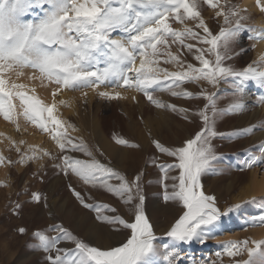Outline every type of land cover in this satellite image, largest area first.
<instances>
[{"label": "snow or ice", "instance_id": "snow-or-ice-1", "mask_svg": "<svg viewBox=\"0 0 264 264\" xmlns=\"http://www.w3.org/2000/svg\"><path fill=\"white\" fill-rule=\"evenodd\" d=\"M255 8L264 14V0H255ZM206 9L212 10L208 20L214 21L218 30L206 22ZM173 23L181 27L175 28ZM245 33L253 49L264 43V24L256 27L248 8L233 0H0V117L16 125L17 131L18 119L23 117L49 134L60 153L59 163H53V168L110 193L129 213L125 218L117 207L88 203L69 185L79 204L95 213L91 223L84 222L87 231L120 233L123 229L130 233L118 245L101 248L62 224H51L32 233L33 250L46 254L45 264H209L187 256L181 245H203L216 239L223 232L225 220L234 216L240 217L242 230L264 228V194L221 208L217 197L207 193L202 183L205 176L223 174L218 167L222 158L215 150V139L231 141L264 131V119L230 133L217 130L218 122L225 117L248 111L249 83L264 89V54L244 67L228 63L248 52L244 47L234 51ZM26 72L30 73L29 81H39L42 87L55 86L51 103L42 100L35 87L18 83ZM187 84L198 85L199 91H188L184 87ZM221 84L230 91L221 93ZM89 89L107 101L128 99L121 90L142 94L161 113L179 115L189 124L199 122L194 136L175 144L161 138L163 124L161 133L153 134L143 114L139 120L148 132L146 146L112 136L114 144L122 149L152 152L151 165L162 173V201L165 206L180 209L164 233L170 243L156 236L146 213L144 173L138 170L129 178L112 159L103 163L96 158L94 153L105 156L99 146H89L82 137L66 134L68 129H77L56 114L60 106H67L65 100L56 97L70 91L86 98ZM158 93L173 99L202 101V106L180 107L160 99ZM225 97H230L229 102L220 106ZM256 99L258 105H264V95ZM132 100L136 101V96ZM9 143L20 158L12 161L0 155V165H24L44 157L57 160L50 151L29 146L21 152L14 141ZM73 154H83L88 159ZM160 156L172 162L161 163ZM262 166L264 142L255 151H247L235 170L244 172ZM113 180L117 183L110 182ZM3 186L6 185L0 184ZM41 201L50 212L48 198L38 192H32L25 203L39 209ZM246 205L257 206L260 211L241 215ZM24 207V203L16 202L13 215H20ZM17 231L23 235L27 229L19 227ZM53 232L56 235H49ZM65 243L73 247H60ZM215 255L217 260L211 264L225 256L229 264H264V238L228 241Z\"/></svg>", "mask_w": 264, "mask_h": 264}, {"label": "rangeland", "instance_id": "rangeland-1", "mask_svg": "<svg viewBox=\"0 0 264 264\" xmlns=\"http://www.w3.org/2000/svg\"><path fill=\"white\" fill-rule=\"evenodd\" d=\"M233 2L239 3L241 7L248 8L256 27L264 24V14L259 13L258 9L255 8V0H250L246 5H243L244 0H233ZM203 15L206 22L211 24L213 30H218L215 22L208 20L213 15L212 10L206 9ZM173 27L180 28L181 26L173 23ZM189 42L194 43V41ZM251 43L247 39L246 33L242 35L240 43L235 46L234 51H239L241 47L249 50L246 54L239 55L234 61H228V63L244 67L248 63L257 60L261 54H264L263 49L262 52L257 50L258 45H261V43L257 44L254 49L251 47ZM172 51H176V46H173ZM188 59L192 61L191 56ZM163 66L168 67L169 70H176L171 65ZM26 82L29 83L24 78L20 83L26 84ZM184 87L194 93L199 91L198 85L187 84ZM219 87L221 93L230 91L227 85L221 84ZM99 90L105 89L101 88ZM208 90L214 91L211 87H208ZM87 91L88 95L86 98L82 97L80 92L70 91L61 93L63 99H60L59 95L56 97V100H65L67 102V106L58 108V117L71 123L77 129L76 131L68 129L66 134L73 138L82 137L89 146H99L105 152V156L101 157L99 153H94L96 158L103 163H107L109 159H112L118 170L124 172L129 178L134 173H137L138 170L144 173L143 184L146 213L155 226L156 236L162 242L170 243L169 238L164 233L174 223V220L180 214V209L175 206H165L162 201V188L160 185L162 173L151 165L150 157L152 152L150 150L146 152L135 149H122L114 144L112 136L115 134L146 146L148 143V132L145 124L152 129L153 134L161 133V125L163 124L164 131L161 138L169 144H175L185 138L194 136L195 132L199 130V122L189 124L181 120L179 115L161 113L153 109L142 94L134 92L124 93L121 90L122 94L126 95L128 99L107 101L99 98L90 89ZM262 91L264 89L259 88L254 83H249L246 97L248 111L244 114L225 117L218 122L217 130L230 133L264 119V105H258L256 99V97L264 95ZM157 95L160 99L175 103L180 107L202 106V101L173 99L165 93H158ZM132 96H136V101L132 100ZM229 99L230 97L222 99L219 102L220 106L226 105ZM149 113H151V118H149ZM141 114L145 117V124L140 123L139 117ZM169 124L171 127H169ZM0 125L1 127L7 126L6 128H8L9 126L10 128L6 130L7 132L5 130L0 131V155L5 157L6 160L18 161L20 158L15 148L9 143L10 140L21 148V152L25 151L29 146H34L38 149L50 151L57 157L56 161L44 157L24 165H0V184L6 185L0 187V264H45L44 257L46 254L33 250L35 241L32 238V233L55 223L62 224L65 228L72 231L74 235L80 236L94 246L107 248L118 245L120 242L102 240L101 234L110 233L107 230H102L97 234L85 229L84 222L88 221L91 223L95 213L84 209L79 204L73 196L69 185L80 192L88 203H106L112 207H117L125 214V218L129 215L128 209L120 204L117 198L111 196L110 193L85 185L75 176L69 175L66 177L63 173L53 168V163H59L60 153L49 134L42 133L35 126L26 122L23 117L18 119L19 131H17L16 125L6 122L2 117H0ZM28 129H33L39 133L38 136L42 137L39 143L31 140L27 132ZM101 135L108 140V143L113 148L108 153L102 149ZM20 141H24V144L21 145ZM261 142H264V131H258L254 135H249L245 138H233L231 141L222 138H217L213 141L216 152L222 158L218 167L222 169L223 174L205 176L202 178V183L207 193L217 197L221 208L251 198L252 196L247 195V186L251 184L252 180L259 182L264 179V173H262L264 166L244 172L235 170L239 167V162L246 158V152L249 150L255 151L256 146ZM73 155L80 159H88L83 154ZM155 155L159 156L158 153ZM159 162L171 163L172 160L171 158L160 156ZM110 182L117 183L114 180ZM32 192H38L42 197L46 196L48 198L51 208L50 212L42 207L43 201H41L39 209L32 204L25 203L30 200ZM16 202L25 204L20 215H13L12 213V208ZM259 211L260 209L257 206L246 205L241 215L244 213L257 214ZM241 225L240 217L234 216L230 220H225L223 232L216 239L208 240L203 245L193 243L181 245V247L187 256L195 257L197 261L204 259L211 264V261L217 260L215 253L221 251L222 246L228 241L264 238V228L242 230ZM19 227L26 228V233L23 235L19 234L17 231ZM255 232L260 234L257 238L253 236ZM129 233L130 230L122 229L120 233L116 234L125 237ZM49 235H56V233H49ZM60 247L71 248L73 245L65 243L61 244ZM185 264H188V262L185 261ZM217 264H229V258L226 256L222 257V260H218Z\"/></svg>", "mask_w": 264, "mask_h": 264}, {"label": "bare ground", "instance_id": "bare-ground-1", "mask_svg": "<svg viewBox=\"0 0 264 264\" xmlns=\"http://www.w3.org/2000/svg\"><path fill=\"white\" fill-rule=\"evenodd\" d=\"M249 1L250 0H244L243 5H246ZM262 49L264 50V43H261V45H258V47H257L258 52H262ZM27 74H30V73H27ZM24 78L26 79V81L29 82V83L26 82V84H28L29 86L33 85L35 87L36 94L42 100H44L46 103H51L52 102L53 97L51 96V92L55 88L54 85H48L47 87H42L40 85V82L39 81H29L27 79V76L26 75H25ZM24 78L22 77L21 78L22 79L21 81H23ZM21 81H18V83H20ZM33 86H31V87H33ZM36 87H38V88H36ZM262 92L264 93V91H262ZM59 98L60 99H63V95L61 93L59 94ZM56 114H58V112ZM4 126H6V125H4ZM6 127H1V125H0V131L1 130H5V132H7L6 130H9L10 128H9V126H8V128H6ZM27 132L29 133V136H30V138H31L32 141H34L36 143H39L41 141V138L42 137L40 138L38 136V134H39L38 132H35L33 129H28ZM100 142H101V145H102V149L103 150H106L107 153H108V151H111L113 149L111 147L110 143H108V140H106V138L103 137L102 135L100 136ZM246 192H247V195L256 196V197L259 198L261 196V194H264V179H262L259 182L255 181V180H252L251 184H249L247 186ZM259 235L260 234L258 232H255L253 236H254V238H257ZM101 238H102L103 241L107 239L109 241L111 240V241L117 242V243L118 242H121L124 239L123 236L118 235L116 233H111V232L110 233H103V234H101Z\"/></svg>", "mask_w": 264, "mask_h": 264}]
</instances>
